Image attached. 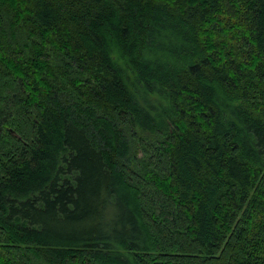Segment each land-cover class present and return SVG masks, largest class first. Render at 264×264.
Segmentation results:
<instances>
[{
  "label": "trees",
  "instance_id": "16d2710c",
  "mask_svg": "<svg viewBox=\"0 0 264 264\" xmlns=\"http://www.w3.org/2000/svg\"><path fill=\"white\" fill-rule=\"evenodd\" d=\"M0 264H264V0H0Z\"/></svg>",
  "mask_w": 264,
  "mask_h": 264
}]
</instances>
